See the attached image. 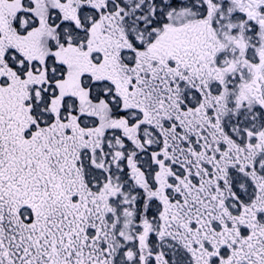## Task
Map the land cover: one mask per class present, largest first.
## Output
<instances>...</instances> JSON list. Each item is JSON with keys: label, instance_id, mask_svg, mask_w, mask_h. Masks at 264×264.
<instances>
[{"label": "snow or ice", "instance_id": "snow-or-ice-1", "mask_svg": "<svg viewBox=\"0 0 264 264\" xmlns=\"http://www.w3.org/2000/svg\"><path fill=\"white\" fill-rule=\"evenodd\" d=\"M0 264H264V0H0Z\"/></svg>", "mask_w": 264, "mask_h": 264}]
</instances>
